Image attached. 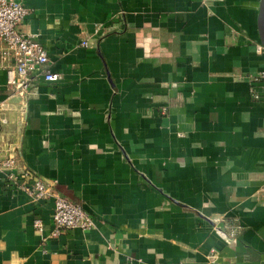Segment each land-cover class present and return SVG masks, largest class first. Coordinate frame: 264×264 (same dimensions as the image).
<instances>
[{
	"label": "crops",
	"instance_id": "0c3cea01",
	"mask_svg": "<svg viewBox=\"0 0 264 264\" xmlns=\"http://www.w3.org/2000/svg\"><path fill=\"white\" fill-rule=\"evenodd\" d=\"M19 1L59 80L0 57V163L48 190L0 167V264H264L261 0ZM55 197L94 227L54 235Z\"/></svg>",
	"mask_w": 264,
	"mask_h": 264
},
{
	"label": "built area",
	"instance_id": "2783aa9c",
	"mask_svg": "<svg viewBox=\"0 0 264 264\" xmlns=\"http://www.w3.org/2000/svg\"><path fill=\"white\" fill-rule=\"evenodd\" d=\"M26 15L27 11L19 0H0V43L4 45L0 51V57L10 60L7 84L20 96L30 93V82L36 71L40 72L45 83H56L59 80V75L47 66L48 56L45 49L32 36L22 32L21 24ZM2 110L0 105V111ZM0 167L9 171L7 179L10 182L17 186L20 181L17 187L25 190L36 200L45 199L48 195L46 186L40 180L32 178L29 171H24L20 176L16 174L13 169V160L1 162ZM52 220L54 235L76 229L87 231L94 227L93 219L80 205L62 197L54 198ZM34 227L39 231L42 230L40 220H35ZM234 233L232 231L229 234L230 237H233ZM218 234L223 239H228L220 230Z\"/></svg>",
	"mask_w": 264,
	"mask_h": 264
},
{
	"label": "water",
	"instance_id": "95a60500",
	"mask_svg": "<svg viewBox=\"0 0 264 264\" xmlns=\"http://www.w3.org/2000/svg\"><path fill=\"white\" fill-rule=\"evenodd\" d=\"M257 25H258V35L260 39V44L264 48V0H261L259 4Z\"/></svg>",
	"mask_w": 264,
	"mask_h": 264
}]
</instances>
